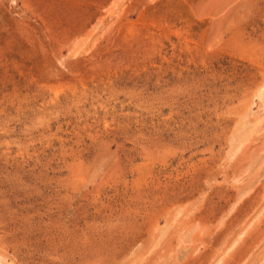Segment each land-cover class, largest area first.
Wrapping results in <instances>:
<instances>
[{
    "label": "rangeland",
    "instance_id": "rangeland-1",
    "mask_svg": "<svg viewBox=\"0 0 264 264\" xmlns=\"http://www.w3.org/2000/svg\"><path fill=\"white\" fill-rule=\"evenodd\" d=\"M0 264H264V0H0Z\"/></svg>",
    "mask_w": 264,
    "mask_h": 264
}]
</instances>
